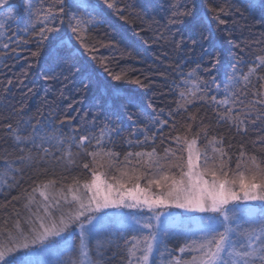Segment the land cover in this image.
<instances>
[{
    "label": "snow or ice",
    "instance_id": "1",
    "mask_svg": "<svg viewBox=\"0 0 264 264\" xmlns=\"http://www.w3.org/2000/svg\"><path fill=\"white\" fill-rule=\"evenodd\" d=\"M243 2L248 11L259 10L264 19V0ZM166 3L167 23L164 31L156 33V39H166L170 33L177 49L186 45L189 51L199 49L200 58L194 67L185 71V62L179 60L172 69L182 87L194 83V89L180 91L176 106L167 112L159 108L141 131L135 126L139 116L130 113L133 130L123 160L108 147L122 131L108 117L98 133L95 119L91 128L69 125L66 131L63 121L57 126L42 116L22 119L16 128L7 125L17 151L15 159L0 161L5 181L0 184V264H107L105 252L113 245L124 253L125 264H150L154 253L160 264H264V135H257L251 142L253 148L261 149L259 156L250 154L241 142L235 171L228 166L232 145L228 143L229 151H225L223 137L210 141L220 145L213 149L218 153V165L208 167L209 158L205 156V165L197 167L193 158L196 139L171 135L178 131V118L184 120L186 135L204 125L203 109L215 114L210 120L216 126L228 124L241 136L264 123V75L259 77L258 91L248 75L239 73L244 65H249V73L264 71V47L253 57L245 46L235 44L238 51L232 54L225 78L204 79L202 73L210 74L219 63L221 53L211 40L216 33L226 31L232 5L227 0L210 2L206 11L197 14L188 0ZM102 5L93 0H43L37 7L33 0H0V48L5 51V59L10 58L8 52L18 55L21 46L34 45L30 53L33 58L41 57L48 49L41 65L45 80L70 81L79 75L85 89L105 77L121 81L122 75L109 68L107 58L96 55L97 44L86 38V32L107 22L105 7L126 23L134 20L126 14L129 5L117 6L115 0H102ZM21 9L26 14L23 33L5 31V21L19 19ZM117 35L100 46L119 49L122 41L116 39ZM206 41L210 42L209 48L204 47ZM205 57L210 67H204ZM240 76L243 88L238 87ZM132 82L147 86L140 78ZM11 84L9 79L5 89ZM172 85H176L175 80ZM102 93L118 95V90L105 86ZM126 103L139 107L135 96L128 97ZM193 108L197 113L192 112ZM210 126L204 125L205 138ZM195 135L199 137L200 131L196 130ZM157 139L162 152L156 147ZM169 140L175 148L168 146ZM184 144L188 151L186 164ZM66 145L69 163L72 147L83 159L92 158L83 163V170L91 173L84 179V191L73 178L74 183L67 185V193L71 194L68 199L62 189L57 190V181L51 179L37 184L31 193L11 195L25 183L47 177V165L60 164ZM149 145L151 151H135ZM98 163L100 168L106 165L109 170H120V176L109 180L107 172L97 170ZM28 169L35 170V175H28L26 180ZM37 191L43 200L37 201ZM177 234L184 241L178 249L180 257L168 246L169 238Z\"/></svg>",
    "mask_w": 264,
    "mask_h": 264
},
{
    "label": "trees",
    "instance_id": "2",
    "mask_svg": "<svg viewBox=\"0 0 264 264\" xmlns=\"http://www.w3.org/2000/svg\"><path fill=\"white\" fill-rule=\"evenodd\" d=\"M33 2L39 7L43 0H33ZM93 2L99 3L103 7L102 0H93ZM115 2L117 6H130L127 8L126 14H131L134 23H126L120 20L118 16L105 7L104 14L107 22L99 28L86 32V38L97 44L98 52L96 55L107 58L109 68L114 73L122 75L123 79L121 81H113L110 77H105L102 82L93 81L89 83L85 89L79 75L70 81H63L62 78L60 80H45L41 65L47 55V48L42 51L41 57L33 58L30 53L35 50V46H21L23 50L19 51L18 55L8 52L7 55L10 57L8 59H5V51L0 48V161L15 159V152L17 151L13 147L16 143L14 135L9 131L7 125L10 124L13 128H16L18 122L22 119L27 120L41 116L45 121L52 119L57 126L63 121L65 131L69 125L71 127L91 128L95 119L98 126L97 133L99 126L104 123L105 117L110 118L122 131L119 136L114 137L112 144H109L108 147H112L113 151L119 153L121 160H123V154L129 150L126 141L130 138L129 134L133 130V121L129 119V114L134 113L139 116V122L135 126L138 131H141L147 125L149 117L154 116L159 108L163 107L167 112L169 107L176 106L175 102L180 91L190 92L194 89V83L182 87L180 78L173 73L172 69L175 62L179 60L185 62V71L194 67L195 62H198L200 58L199 49L189 51L188 45L177 49L172 43L170 33L167 34L166 39H156V33L164 31L163 25L167 23L166 0H115ZM175 2L180 3L182 0H175ZM210 2L219 3V0H188L189 7L194 6L197 14L206 11ZM227 2L232 5V14L226 17L229 21L226 31L216 33L211 40V44L221 53L219 63L212 68L210 74L202 73L204 79H210L212 76H215L217 80L225 78L226 73L229 71V63L233 59L232 54L238 51L234 47L235 44L245 46L253 57L264 47V19L261 18L260 11H248L243 0H227ZM25 15L21 9L18 12L19 19L14 22L6 20L5 23L8 27L5 31L23 33ZM228 32H231V35H228ZM116 33L119 34L116 39L122 41L119 49L114 50L100 46L101 43L107 42ZM176 39H179V36ZM258 41L260 43H257ZM209 44L210 42L206 41L204 47L209 48ZM29 64L32 65L31 68H29ZM203 65L204 67H210L207 57L204 58ZM248 68L249 65H244L239 69V73L248 75L249 81L255 84L256 90L259 91V77L264 75V71L249 73ZM135 78H140L147 86L141 87L133 83L132 81ZM9 79L12 80V84L6 90L5 85H7ZM240 79L242 82L238 87L243 88V77L240 76ZM21 80L23 84H20ZM173 80L176 81L175 86L172 85ZM105 86L109 89L114 86L118 90V95L105 96L102 93V88ZM29 88L33 89L30 93L28 92ZM130 96L137 98L139 107L127 105L126 100ZM248 98L251 99L252 97L249 95ZM202 111L206 112L204 125L211 124L207 129V138L203 135L204 125H201L199 129H194L193 133L186 135L184 120L180 118H178V131L171 132L172 136L180 135L189 141L196 139L195 146L201 166L205 165V156L209 158L208 167L218 165V153L214 152L213 149L220 147V145L210 143L213 138L216 141H219L221 137L224 138L225 151H229L228 143H231L230 153L232 159L228 166L233 171L236 170L235 161L239 155L241 142L245 143L250 154L260 155L261 149L259 147L253 148L251 142L256 139L257 135H264V132L261 131V129H264V123H258L254 129L249 128L247 136H241L237 135L236 129L234 127L230 128L228 124L216 126L211 122L210 118L215 114L210 109H203ZM192 112L197 113V109L193 108ZM96 117H99V119H96ZM196 130L201 133L199 137L195 135ZM168 134L169 130L166 128L165 135ZM168 146L176 147L171 140L168 141ZM156 147L162 152L163 146L160 145L159 139H157ZM182 147L186 164L188 157L187 145L184 144ZM65 148L66 151L62 154L63 159L59 165L54 166L55 162L47 165V177H42L34 183H25L21 188L12 191L11 195L31 193L32 188L37 184H43L51 179L57 181V190L66 191L67 185L74 183L73 178L78 180L82 187L85 177L91 176L90 172L83 170V163L91 162L92 158L89 156L86 160L83 159L77 155L78 150L72 147L70 149L72 161L69 163L67 154L69 149L67 145ZM140 150L151 151V145L143 149H135V151ZM214 157L216 159H213ZM97 170L101 173L107 172L109 180L113 176H120V170L115 168L109 170L106 165L104 168H100L99 163L97 164ZM28 175H35V170H27L26 180ZM230 178H232L231 174ZM4 182L3 170L0 169V184ZM8 198L11 199V196ZM20 206L18 205V207ZM180 240L184 243L182 237ZM119 243L123 244L122 241H119ZM169 247L175 255L180 248V244L176 248H172L170 245ZM123 257L124 253L114 245L111 250L105 252L107 264H125Z\"/></svg>",
    "mask_w": 264,
    "mask_h": 264
},
{
    "label": "rangeland",
    "instance_id": "3",
    "mask_svg": "<svg viewBox=\"0 0 264 264\" xmlns=\"http://www.w3.org/2000/svg\"><path fill=\"white\" fill-rule=\"evenodd\" d=\"M193 158H194V162L196 163L197 167H202L201 164L199 163V157H198V153H197V149H196L195 145H193ZM80 190L84 191L83 187H81ZM63 193L68 196V199H71V194L67 193V190L63 191ZM49 195H52V193H49ZM35 197H36L37 201H41V200L44 199L43 197L40 196L39 191L36 193ZM180 239H181V236L179 234H177V235H175L173 237H170L169 241H168L169 245L172 248H176L179 244L181 246L183 243L181 242ZM93 254H94V252H93ZM175 255L177 257L181 256V254L178 251H177V253ZM185 258H187V257H185ZM153 260L156 261V264H160L159 256L157 254H155V253L153 254L152 257H150V264H151V261H153Z\"/></svg>",
    "mask_w": 264,
    "mask_h": 264
}]
</instances>
